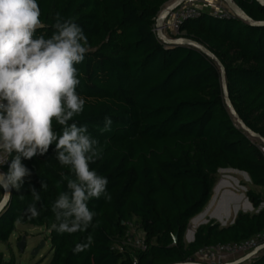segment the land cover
I'll use <instances>...</instances> for the list:
<instances>
[{
    "label": "trees",
    "instance_id": "1",
    "mask_svg": "<svg viewBox=\"0 0 264 264\" xmlns=\"http://www.w3.org/2000/svg\"><path fill=\"white\" fill-rule=\"evenodd\" d=\"M171 1L37 0L46 27L36 35L50 36L52 17L59 12L75 18L93 49L77 65V92L86 104L74 119L100 141L101 158L90 167L108 179L111 200L89 201L96 216L87 231L52 230L51 206L65 191L62 174L71 173L50 149L23 161L32 176L19 191L11 189L0 213V244H8L17 225L43 227L50 234L49 264H178L195 261L205 248L240 244L264 232V25L258 26L264 24V5L233 0L257 26L236 16L217 19L203 10L201 17L181 25L178 37L204 48L215 61L195 47L163 44L154 34L156 18ZM217 62L225 70L237 116L259 136L260 145L231 115ZM106 115L113 124L102 133ZM54 129L60 132L55 122ZM228 169L246 174L263 190L247 193L260 211L240 213L224 228L214 222L200 226L185 245L190 221L211 200L218 172ZM30 185L41 197L35 217L27 211L34 203ZM130 225L141 233L145 252L115 249ZM88 235L91 246L73 253ZM0 264L15 263L0 252ZM250 264H264V253Z\"/></svg>",
    "mask_w": 264,
    "mask_h": 264
},
{
    "label": "clouds",
    "instance_id": "2",
    "mask_svg": "<svg viewBox=\"0 0 264 264\" xmlns=\"http://www.w3.org/2000/svg\"><path fill=\"white\" fill-rule=\"evenodd\" d=\"M52 20V34L38 36L46 25L37 0H0V164L7 165V171L0 170V187L19 191L32 176L23 161L51 149L71 173L61 176L65 191L52 203L51 229L73 234L93 226L96 213L89 209V201L101 197L109 201L111 195L108 179L90 167L101 158L100 141L87 124L74 119L86 104L77 92V65L93 49L74 17L57 12ZM112 124L106 115L101 132L111 131ZM41 188L47 190L46 182L41 181ZM29 191L34 203L27 211L35 217L39 214L35 202L41 197L33 185ZM6 205L0 199V213ZM92 242L88 235L86 242L75 244L73 253L85 251Z\"/></svg>",
    "mask_w": 264,
    "mask_h": 264
},
{
    "label": "rangeland",
    "instance_id": "3",
    "mask_svg": "<svg viewBox=\"0 0 264 264\" xmlns=\"http://www.w3.org/2000/svg\"><path fill=\"white\" fill-rule=\"evenodd\" d=\"M176 1L178 0H172L167 3L160 14L163 10H166L174 5ZM228 1L230 4H234L233 0H188L181 4L175 11H178L182 7L192 6L200 9L203 5V10H206L208 13H213V11H215L218 7L222 10V12L236 16ZM170 13L172 12H168L166 17L163 19V25L165 24L167 26V29L163 33V37L168 41L185 40L184 38H179L175 34L171 33ZM251 140L258 145L261 143L259 140L252 137ZM0 190V194L3 196V187H0ZM249 191L261 194L263 190L261 188L254 187L251 184L249 177L244 173L231 169L219 171L216 176V184L213 187L211 200L202 213L195 219H192L189 223V228L184 238L185 245L193 242L196 230L199 228L198 226L204 221L206 223L200 226L206 225L208 222H214L221 228H224L232 225L240 213L256 214L260 211V209L264 208V204L259 210H255L253 208L247 198V193ZM218 212H222L221 215L226 214L227 217L225 218L224 216L222 220H219ZM137 234L142 236L139 232H137ZM23 239H25V249L21 252L18 246ZM42 244L43 247H41ZM34 251H37L36 256L32 255ZM0 252L3 254L6 262L13 261L15 264H49L52 259L50 234L43 227L17 225L16 231L10 238L8 244H0ZM263 253L259 254L258 257ZM238 259L239 257H229L224 258L223 262L224 264H228L237 261ZM199 260V257L195 258V262H198Z\"/></svg>",
    "mask_w": 264,
    "mask_h": 264
},
{
    "label": "built area",
    "instance_id": "4",
    "mask_svg": "<svg viewBox=\"0 0 264 264\" xmlns=\"http://www.w3.org/2000/svg\"><path fill=\"white\" fill-rule=\"evenodd\" d=\"M217 8L215 11H213V13H211V15L214 18L223 19L225 17L232 16L222 12L221 9L219 8L217 9ZM201 15H202L201 9L193 6L182 7L178 11L170 13L171 33L175 34L176 36H179L180 27L185 21L191 19H198L199 17H201ZM166 29L167 26L165 24L163 25V20L155 23L153 28L154 34L159 38V40L163 44H166L162 39L164 38L163 33ZM260 150L264 154V147H260ZM5 166L7 165L0 164V170L3 171V167ZM129 227L130 229L128 231V234L115 245V249L121 253L129 249L138 252H145L147 247L143 237L137 234V232L135 231L132 225H130ZM263 247H264V232L253 237L251 240H248L240 244L233 243V244L218 245L214 247L205 248L199 252L197 257H199V259L201 260L199 264H224L223 262L224 258L239 257L240 259L250 254L251 252ZM137 262L138 261L135 260V264H137ZM190 262L192 261H189L187 263Z\"/></svg>",
    "mask_w": 264,
    "mask_h": 264
},
{
    "label": "water",
    "instance_id": "5",
    "mask_svg": "<svg viewBox=\"0 0 264 264\" xmlns=\"http://www.w3.org/2000/svg\"><path fill=\"white\" fill-rule=\"evenodd\" d=\"M185 1H188V0H178L171 7H169L166 10H163V12L160 15H158V17L156 18V23L159 22L161 20V18L164 19L168 12H174L175 10H177L179 8V6L181 4H183ZM257 1L259 3H261L262 5H264V0H257ZM229 4H230V2H229ZM230 6H231V9L233 10V12L235 13L236 17H238L241 21L247 22V23H249L251 25H254V26L258 25V24H255L253 21H251L241 10H239V8L235 4H233V5L230 4ZM263 25L264 24L258 25V26H263ZM162 39L164 40V42L167 45H174V46L175 45H188V46H191V47H195V48L201 50L202 52H204L205 54H207L213 60L217 61L216 58L211 53L206 51L204 48L192 43L191 41H188V40L168 41L165 38H162ZM217 63L220 66V71H221V74H222V86H223L225 102H226V105H227L231 115L236 119V121L239 124V126L241 127V129L244 132H246L248 135H250V137H252L254 139H260L259 136L256 135L255 133H253L252 131H250L245 126V124L239 119V117L237 116V114H236V112H235V110L233 108V105H232V103L230 101L229 95H228V86H227V81H226V76H225V70H224V68L222 67V65L219 62H217ZM263 143H264V141H263ZM3 189H4V198H3V200L7 201V204H8L9 203V199H10V195H11V189L5 188V187H3ZM18 247L20 248L21 252L24 251V249H25V239L22 240V242L19 244ZM41 247H43V244H42ZM263 252H264V247L260 248V249H257L255 251L251 252L250 254L238 259L237 261H234V262L228 263V264H246V263H250L252 260L256 259L259 254H261ZM32 255L36 256L37 255V251H34V253ZM182 264H199V263H197L195 261H192L190 263H182Z\"/></svg>",
    "mask_w": 264,
    "mask_h": 264
},
{
    "label": "crops",
    "instance_id": "6",
    "mask_svg": "<svg viewBox=\"0 0 264 264\" xmlns=\"http://www.w3.org/2000/svg\"><path fill=\"white\" fill-rule=\"evenodd\" d=\"M201 8H202V9H201ZM200 9L203 10V5L200 7ZM203 11L207 12L206 10H203ZM1 188H2V187H1ZM3 190H4V189H3ZM3 190H2V191H3ZM0 193H1V190H0ZM2 198H4V191H3V196L0 194V199H2ZM2 200H3V199H2ZM208 210H209V209H208ZM220 211H221V210H220ZM207 212H208V211H207ZM218 213H219V214H218V215H219V220H222V219L224 218V217H223L224 215H221L222 212H218ZM226 217H227V216H226ZM226 217H225V218H226ZM216 218H217V217H216ZM204 223H206V222L204 221V222H202L200 225H202V224H204ZM208 223H209V222H208ZM200 225H199L198 227H200ZM200 262H201V260L198 261V263H200Z\"/></svg>",
    "mask_w": 264,
    "mask_h": 264
},
{
    "label": "bare ground",
    "instance_id": "7",
    "mask_svg": "<svg viewBox=\"0 0 264 264\" xmlns=\"http://www.w3.org/2000/svg\"><path fill=\"white\" fill-rule=\"evenodd\" d=\"M162 20H163V18H161L160 21H162ZM222 211H223V209H222ZM227 214H228V213H227ZM224 216L226 217V214H224ZM224 216H223V217H224ZM190 232H191V231H190ZM190 234H192V233H190ZM190 236H191V235H190Z\"/></svg>",
    "mask_w": 264,
    "mask_h": 264
}]
</instances>
